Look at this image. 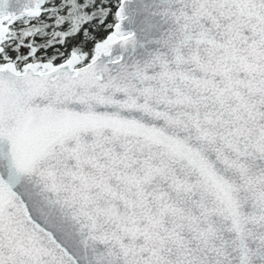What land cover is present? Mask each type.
<instances>
[{
    "label": "snow or ice",
    "instance_id": "6c2138e0",
    "mask_svg": "<svg viewBox=\"0 0 264 264\" xmlns=\"http://www.w3.org/2000/svg\"><path fill=\"white\" fill-rule=\"evenodd\" d=\"M0 264H264V0H0Z\"/></svg>",
    "mask_w": 264,
    "mask_h": 264
}]
</instances>
